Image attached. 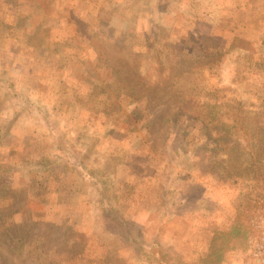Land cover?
Masks as SVG:
<instances>
[{
	"label": "rangeland",
	"instance_id": "374dc122",
	"mask_svg": "<svg viewBox=\"0 0 264 264\" xmlns=\"http://www.w3.org/2000/svg\"><path fill=\"white\" fill-rule=\"evenodd\" d=\"M153 1L0 0V216L24 264H246L264 0Z\"/></svg>",
	"mask_w": 264,
	"mask_h": 264
},
{
	"label": "trees",
	"instance_id": "16d2710c",
	"mask_svg": "<svg viewBox=\"0 0 264 264\" xmlns=\"http://www.w3.org/2000/svg\"><path fill=\"white\" fill-rule=\"evenodd\" d=\"M162 1L163 0H156L155 2L153 1V5H155L156 7H159L160 10L164 11L165 10V4H164V1L163 2ZM1 184H2V186H4V183H1ZM5 186H7V185H5ZM1 189H2L1 196H4L3 188H1ZM198 200H199V198H198ZM111 210L112 209H110L108 207L107 208H105V207L101 208V212H102L103 216H105L106 219H107L108 216L105 215V214H110L109 212ZM0 223L2 225L0 227V234H2V232H4L3 236L1 235V238H0V245L4 244V246H6L11 251H14V249H17L18 246L20 245V247L18 248L17 253H16V255H14V257L16 258V261L18 263L24 264V260H21V256H20L21 252L20 251H21V247H22V241H24L26 238L24 236H22L21 239H20V244L16 245V246H12L11 244H12L13 241L14 242L18 241L17 236L15 235L12 240H10L11 238H9V236L12 235L11 233H15L16 228L19 226V222H13V221H10V220L4 221V220H2V217L0 216ZM119 225L120 224L118 222V224L116 225L115 228H118ZM123 230H124V234H125L124 238L131 243V245H132L131 248H132V250L134 252H137V251H140L141 249H143L142 248V246H143L142 242L140 243L139 240H138L139 242H137V240L133 239V237H131L133 235L130 233L129 229L124 227ZM47 241H50V240L47 238ZM135 242H137L139 244H137V246H136ZM0 259H2L1 262L3 264H7L4 261L5 257H4L3 254H0ZM156 261H157L158 264H173L171 262H168V261H165V260L161 259L160 257H156ZM25 264H27V263L25 262ZM174 264H180V263L174 262Z\"/></svg>",
	"mask_w": 264,
	"mask_h": 264
},
{
	"label": "built area",
	"instance_id": "2783aa9c",
	"mask_svg": "<svg viewBox=\"0 0 264 264\" xmlns=\"http://www.w3.org/2000/svg\"><path fill=\"white\" fill-rule=\"evenodd\" d=\"M255 231L252 233L245 248L246 264H264V223L256 217L252 220Z\"/></svg>",
	"mask_w": 264,
	"mask_h": 264
}]
</instances>
